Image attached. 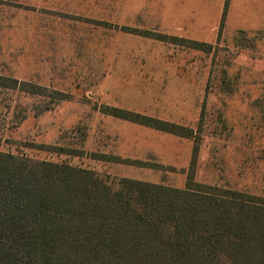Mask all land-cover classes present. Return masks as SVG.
<instances>
[{"label":"rangeland","instance_id":"rangeland-1","mask_svg":"<svg viewBox=\"0 0 264 264\" xmlns=\"http://www.w3.org/2000/svg\"><path fill=\"white\" fill-rule=\"evenodd\" d=\"M0 151L264 199V0H0Z\"/></svg>","mask_w":264,"mask_h":264},{"label":"trees","instance_id":"trees-1","mask_svg":"<svg viewBox=\"0 0 264 264\" xmlns=\"http://www.w3.org/2000/svg\"><path fill=\"white\" fill-rule=\"evenodd\" d=\"M0 264H264V199L0 151Z\"/></svg>","mask_w":264,"mask_h":264}]
</instances>
